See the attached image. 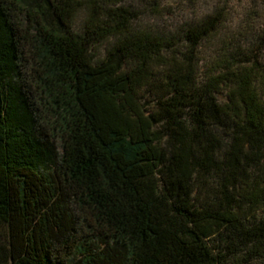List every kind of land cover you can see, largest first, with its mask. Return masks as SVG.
<instances>
[{
  "label": "trees",
  "instance_id": "16d2710c",
  "mask_svg": "<svg viewBox=\"0 0 264 264\" xmlns=\"http://www.w3.org/2000/svg\"><path fill=\"white\" fill-rule=\"evenodd\" d=\"M264 258V0H0V264Z\"/></svg>",
  "mask_w": 264,
  "mask_h": 264
},
{
  "label": "rangeland",
  "instance_id": "374dc122",
  "mask_svg": "<svg viewBox=\"0 0 264 264\" xmlns=\"http://www.w3.org/2000/svg\"><path fill=\"white\" fill-rule=\"evenodd\" d=\"M240 259H241V258H239V260H237V261L229 262L228 264H242L243 262H240ZM248 264H249V263H248ZM251 264H264V258L259 259V260H257V261H254V262H252Z\"/></svg>",
  "mask_w": 264,
  "mask_h": 264
}]
</instances>
